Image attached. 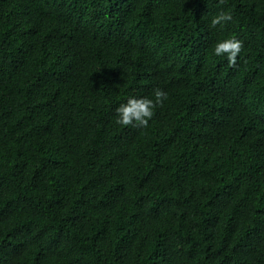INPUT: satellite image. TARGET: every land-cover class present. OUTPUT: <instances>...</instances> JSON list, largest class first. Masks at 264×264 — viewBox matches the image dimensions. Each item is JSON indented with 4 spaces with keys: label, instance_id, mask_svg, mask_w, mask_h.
Wrapping results in <instances>:
<instances>
[{
    "label": "trees",
    "instance_id": "trees-1",
    "mask_svg": "<svg viewBox=\"0 0 264 264\" xmlns=\"http://www.w3.org/2000/svg\"><path fill=\"white\" fill-rule=\"evenodd\" d=\"M0 264H264V0H0Z\"/></svg>",
    "mask_w": 264,
    "mask_h": 264
},
{
    "label": "clouds",
    "instance_id": "clouds-1",
    "mask_svg": "<svg viewBox=\"0 0 264 264\" xmlns=\"http://www.w3.org/2000/svg\"><path fill=\"white\" fill-rule=\"evenodd\" d=\"M219 2L223 4L224 0H219ZM230 20H232L230 12H221L212 19L211 25L213 27L219 25L223 28L224 24ZM242 49L243 42L241 40L229 37L214 45V55H226L229 66H235ZM167 98V93L160 88L154 90V99L130 97L126 103L116 108L117 119L115 122L121 126L146 128L154 115V108L158 105L162 106L163 101Z\"/></svg>",
    "mask_w": 264,
    "mask_h": 264
}]
</instances>
